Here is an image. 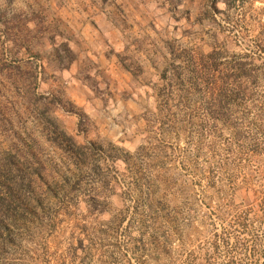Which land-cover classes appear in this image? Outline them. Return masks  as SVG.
I'll use <instances>...</instances> for the list:
<instances>
[{
    "label": "rangeland",
    "instance_id": "rangeland-1",
    "mask_svg": "<svg viewBox=\"0 0 264 264\" xmlns=\"http://www.w3.org/2000/svg\"><path fill=\"white\" fill-rule=\"evenodd\" d=\"M239 62L214 119L192 70ZM259 114L264 0H0V264H264Z\"/></svg>",
    "mask_w": 264,
    "mask_h": 264
},
{
    "label": "trees",
    "instance_id": "trees-1",
    "mask_svg": "<svg viewBox=\"0 0 264 264\" xmlns=\"http://www.w3.org/2000/svg\"><path fill=\"white\" fill-rule=\"evenodd\" d=\"M218 65V63H214V68L212 69L207 65H203V68L206 70L204 72L205 76L203 78L201 77L200 71L194 68L192 70V75L189 81L190 83L194 84L197 89L203 87L206 88L208 95L204 103L206 105L207 112L212 118L220 120V114L222 113L224 107L227 105L225 96L231 91V94H234L235 92H242V95H244L247 89L246 84L251 81L249 80L250 78H248L251 76V74L248 70H246V64L243 62H239L238 64L232 66L227 75H225L222 70H219L221 75L218 74L217 76L215 75V71L219 69ZM165 74L166 72L163 73V77L165 76ZM172 76L174 82L175 78H179L178 74H172ZM255 76L258 75L256 74ZM201 83L203 84V87H201ZM179 84H181L182 86L184 82H179ZM258 117L264 118L261 114H259ZM65 135L77 149L83 150V147L77 144L74 141L73 137L67 134ZM115 150L122 151V149L118 147H115ZM111 157L113 160L120 159L125 164L129 163V159L126 156H122V154H119L118 152ZM157 192L158 191L155 181L139 178L135 175V173L133 174V194L136 201V208L133 214L137 215L139 213L140 218L142 217L140 215L145 216V220L147 219L148 221L147 228H150L152 233L154 232V235L156 234L157 238L162 235L163 240L165 241L164 243H166L169 240V236L172 234V232L166 226L167 218H165L162 214L164 205L162 204L161 198L157 196ZM86 201L87 207H91L90 205L92 204L89 203L90 199ZM98 211L102 212L103 209H98ZM115 219L116 218L113 217L112 221H115ZM156 240H153L150 243L153 244V246L157 250L161 246H158L159 241Z\"/></svg>",
    "mask_w": 264,
    "mask_h": 264
}]
</instances>
